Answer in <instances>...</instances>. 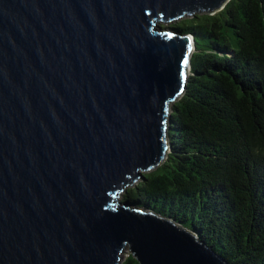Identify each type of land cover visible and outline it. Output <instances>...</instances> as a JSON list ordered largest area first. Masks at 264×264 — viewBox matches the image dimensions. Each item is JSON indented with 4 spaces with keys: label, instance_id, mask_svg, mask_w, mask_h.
I'll list each match as a JSON object with an SVG mask.
<instances>
[{
    "label": "water",
    "instance_id": "water-1",
    "mask_svg": "<svg viewBox=\"0 0 264 264\" xmlns=\"http://www.w3.org/2000/svg\"><path fill=\"white\" fill-rule=\"evenodd\" d=\"M231 0H0V264H229L122 201L171 149L195 37Z\"/></svg>",
    "mask_w": 264,
    "mask_h": 264
},
{
    "label": "trees",
    "instance_id": "trees-1",
    "mask_svg": "<svg viewBox=\"0 0 264 264\" xmlns=\"http://www.w3.org/2000/svg\"><path fill=\"white\" fill-rule=\"evenodd\" d=\"M171 26L196 44L171 149L121 199L195 230L230 264H264V0Z\"/></svg>",
    "mask_w": 264,
    "mask_h": 264
},
{
    "label": "rangeland",
    "instance_id": "rangeland-1",
    "mask_svg": "<svg viewBox=\"0 0 264 264\" xmlns=\"http://www.w3.org/2000/svg\"><path fill=\"white\" fill-rule=\"evenodd\" d=\"M169 25H173V23L172 24H169ZM122 198V197H121ZM129 253H131V251L127 248L125 251H124V253H123V255H122V259H121V262L123 263V261L127 258V256L129 255ZM121 263V264H122Z\"/></svg>",
    "mask_w": 264,
    "mask_h": 264
},
{
    "label": "clouds",
    "instance_id": "clouds-1",
    "mask_svg": "<svg viewBox=\"0 0 264 264\" xmlns=\"http://www.w3.org/2000/svg\"><path fill=\"white\" fill-rule=\"evenodd\" d=\"M187 17H192V16H187ZM186 18V17H185ZM184 19V18H183ZM182 20V19H181ZM179 21V20H178ZM177 22V21H176ZM175 23V22H174Z\"/></svg>",
    "mask_w": 264,
    "mask_h": 264
},
{
    "label": "bare ground",
    "instance_id": "bare-ground-1",
    "mask_svg": "<svg viewBox=\"0 0 264 264\" xmlns=\"http://www.w3.org/2000/svg\"><path fill=\"white\" fill-rule=\"evenodd\" d=\"M229 263V262H228ZM230 264V263H229Z\"/></svg>",
    "mask_w": 264,
    "mask_h": 264
}]
</instances>
